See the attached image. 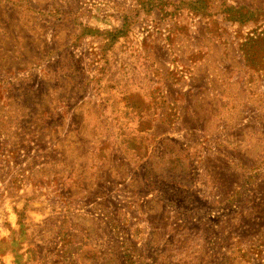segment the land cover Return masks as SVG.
<instances>
[{"label":"rangeland","instance_id":"374dc122","mask_svg":"<svg viewBox=\"0 0 264 264\" xmlns=\"http://www.w3.org/2000/svg\"><path fill=\"white\" fill-rule=\"evenodd\" d=\"M0 264H264V0H0Z\"/></svg>","mask_w":264,"mask_h":264}]
</instances>
